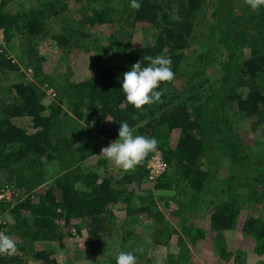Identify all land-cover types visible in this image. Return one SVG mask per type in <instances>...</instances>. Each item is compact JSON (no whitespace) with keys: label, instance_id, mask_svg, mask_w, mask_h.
<instances>
[{"label":"trees","instance_id":"1","mask_svg":"<svg viewBox=\"0 0 264 264\" xmlns=\"http://www.w3.org/2000/svg\"><path fill=\"white\" fill-rule=\"evenodd\" d=\"M9 1L2 0L0 6V24L8 42L20 34L22 46H31L32 51L39 40L50 36L63 52L73 46L94 50L97 68L90 77L74 80L67 87L72 114L64 109L63 96L45 106L42 94H37L31 84L20 79L9 84L13 93L0 98V169L28 171L30 163L41 158L59 159L66 164L79 162L78 159H85L106 142L118 139L120 124L127 122L134 135L154 137L158 148L163 150L167 170L159 176L154 188L175 191L170 199L176 202V207L170 211L180 220L177 239L182 251L187 243H196L206 235V228L190 222L203 204L212 208L208 223L214 242L222 250L226 248L219 244L225 231L235 228L244 202L264 201V147L258 151L259 158L252 160L255 153L246 148L247 142L236 126L238 120H244L251 129L264 128V7L253 12L244 0H138L141 8L137 11L130 7L131 0H75L76 8L71 7L69 0H28V5L27 0H20L19 6L13 8L7 7ZM210 7L214 18L207 22ZM77 12L81 13L80 18H76ZM105 22L111 30L107 40L100 43L103 36H96L91 27ZM138 25L152 32L153 39L151 34L152 40L132 46ZM212 48L221 51L218 64L210 52ZM32 54L23 52L22 59L25 56L30 59ZM157 55L171 58L175 78L157 89H167L162 103L136 110L125 104L121 90L123 73L138 61L142 67L147 66L144 56ZM14 59L6 49L0 51V80L6 70L20 69ZM193 62L196 76L184 79V71ZM31 63L38 74L40 64L36 60ZM213 66L211 74L215 78L210 85L217 83L218 87L209 90L205 85L211 79L207 68ZM50 81L64 95V85ZM200 88L203 90L190 93ZM19 119L26 123H19ZM91 122L95 124V133L91 127L85 131L79 126ZM82 133H87L88 138L98 136V140L91 143ZM173 134L177 135L175 141L171 139ZM254 141V145H264L262 139ZM215 143L227 160L213 153ZM219 161L229 166L231 174L227 178L216 176ZM235 165L244 173H237ZM74 167L66 178L55 181L61 187V201L56 202L48 190L49 205L44 196L43 200L33 202L37 209L32 210L30 197L13 207V213L20 219L19 227L30 225L31 219L24 211L28 208L34 215L32 222L39 229L37 233L47 229L52 232L54 219L59 215L57 206H61L67 222L74 216L86 217L91 241L87 257L91 258L101 250L102 215L113 205L122 203L133 220L143 213L153 217L162 212L150 186H145L144 162L117 180L110 174L98 180V172H83L79 164ZM79 180L91 190L80 191L76 185ZM3 207L0 203V210ZM242 233L256 240L257 251H264L263 218L247 217ZM23 238L22 234L16 240L18 254L11 258L0 256V264L21 261L20 252L27 249ZM32 256L38 264H61L49 249L32 251ZM239 259L243 257L237 258L236 264H244ZM112 262L116 264L115 258Z\"/></svg>","mask_w":264,"mask_h":264},{"label":"rangeland","instance_id":"2","mask_svg":"<svg viewBox=\"0 0 264 264\" xmlns=\"http://www.w3.org/2000/svg\"><path fill=\"white\" fill-rule=\"evenodd\" d=\"M35 1L38 0H34V2ZM69 1L71 2V7L76 8L77 2H75V0ZM1 2L2 0H0V6ZM19 2L20 0H11L7 3V7H17L19 6ZM29 3L30 2L27 0L26 4L28 5ZM75 16L76 18H80L81 13L77 12ZM207 16H209L207 22H210L214 18L211 7L207 11ZM53 24L55 26V22H53ZM56 26H58V23ZM91 30L96 36H103H100L99 41L103 43L108 38L111 26L105 22L91 27ZM151 34V38L153 39L152 32H147L144 26H136L133 35L134 41H132L131 45L137 46L141 44L145 40L150 39ZM20 36L19 34V36L17 35L12 38L7 45L9 54H12L13 58H15L14 60H18L20 69L6 70L4 79L0 80V98H7L9 94H12L13 91L10 90L9 84L20 79L25 81L26 84H31L37 94H42L41 101L45 106L52 100L60 101L59 95L63 96L61 101L64 102L61 103L64 109L67 110L69 114H72L69 107L70 103L67 101V93L69 94L67 87L70 82L88 78L95 73L97 64L95 63L96 55L94 50L85 51L79 46H73L71 48L69 47V50L67 49V51L63 52L56 41L48 36L43 40H39L38 46L31 51V46L28 47L25 44L24 47L22 46L23 40ZM202 36L206 39L204 34H202ZM200 49H202L201 46H199V50ZM205 49L206 46L204 45L203 50ZM23 52L26 55L31 53L34 55L32 54L33 56L30 59L28 56L22 59ZM188 52H190V50H188ZM210 52L213 54L214 59L216 58L215 61L216 64H218L221 51L217 48H212ZM40 56L43 57L39 58ZM32 60H36L40 64V72H38V74H36L35 67L31 63ZM193 66H195L194 62L184 71V79L196 76L193 75ZM213 67L207 68L210 74L215 70V67ZM21 74H24V76ZM216 75L219 77L220 73L216 71ZM214 78L215 76L211 74L210 81L205 84L206 87H209V90L218 87V85L216 86L217 83L210 85V83L214 81ZM50 80L64 85L62 91L64 95L60 94V89ZM197 90L202 91L203 88L196 89L195 91L190 90V93L192 94ZM18 122L25 124L26 120L19 119ZM79 126L82 127L83 130L91 127L93 130L92 132H94L95 129L94 122H91V125L81 123ZM236 126L247 142L245 144L246 148L253 149L252 153H255V155L251 156V159L257 160L259 158L258 151L263 150L264 145L261 143L259 145H254L256 143L254 140L259 138L264 141V128L259 127L258 130L251 129L250 124L244 122V120H238ZM80 135L85 137L87 133H82ZM89 136L90 138L87 136V139L91 143L98 140V136L93 138H91V135ZM176 136L177 135L173 134L171 139L175 141ZM116 140L117 139H112L106 142L104 146L98 148L85 159H78L79 162L76 161L71 164H66L59 159L46 161L41 160V158L30 163L32 166L30 167L31 172L29 173L27 172L30 170L10 171L0 169V193L1 189L5 188L6 185L12 190L11 196H7V199L0 197V203L4 204V207L0 210V231L5 232V234L11 236L15 241H18L23 234V240L27 248L24 253L20 252L21 261L10 262L8 264H38V261L32 256V251L40 249H49L61 264H113L112 259L116 258L120 251L132 252L137 258V264H236V259L241 256L243 259L239 260L243 261L244 264H264V251H257L255 246L256 240L250 235L242 233V226L247 217L253 215L264 219V201L244 202L235 228L227 229L224 234L225 237L223 242L219 244L220 246H226L223 250L217 247L213 239L214 234L209 229L208 219L212 208L207 206L208 204H203L199 211L191 216L190 222L194 225L206 228V235L204 238L199 237L196 243H187L186 250L182 251V246L177 239L178 231L181 228L180 220L175 219L170 211L173 207H176V202L170 199V196L174 195L175 191L155 189V183L148 180V170L147 177L145 178V186H150L149 188L154 193L155 199H157V208L162 209V212L153 217L147 213H143L137 217V220H133V217L128 216L126 213L122 203L113 205L109 211L104 212L102 215L104 218V232L103 238L101 239V250L96 252L97 254L91 256V258L87 257V253L91 251V241L86 230V217L74 216L67 222L65 215L61 212V206H57L59 215L54 219V230L52 232L47 229L46 232L44 231L41 234L39 232L37 233L39 229L35 227L32 222L34 215L31 214V210H28V208L24 211L28 219H31L30 225L25 227L18 226L20 219H18V214L13 213V207L28 197L31 198V204L34 206L35 203L33 202H38L40 199L43 200L44 196V201L48 202L46 205H49L50 200L46 193L48 190H51L50 194L54 197L56 202L61 201V187L56 185L55 181L59 177L66 178L68 171L76 164L81 166L80 169L83 172H98V180H101L109 174L113 179H119L124 173L115 168L114 165L110 164L102 156H99L102 148L108 147L110 143ZM214 146L213 153H218L219 157L225 158V156L218 151V144L215 143ZM221 158L218 159L220 160ZM225 159L227 160V158ZM147 160L148 157L144 161L146 169ZM218 164L221 165L216 170V176L219 178H227V176L231 174L228 164L220 161ZM234 168L237 173H244L237 165H235ZM76 185L79 186L80 191L91 190V187L82 180H79ZM259 186H261V184H259ZM129 188H131V186ZM138 192L139 191H135V194ZM164 196H166L168 200L162 198ZM183 198H185V196ZM136 200L139 202L137 197ZM164 201L168 202V208H165L167 204H164ZM141 204L142 203H140V205ZM153 208L156 209L155 207ZM34 209L37 208L34 206L32 210ZM38 214H40V212ZM21 220H24L23 217Z\"/></svg>","mask_w":264,"mask_h":264},{"label":"clouds","instance_id":"3","mask_svg":"<svg viewBox=\"0 0 264 264\" xmlns=\"http://www.w3.org/2000/svg\"><path fill=\"white\" fill-rule=\"evenodd\" d=\"M244 2L253 12L264 7V0H244ZM130 7L139 11L141 4L138 0H131ZM143 60L147 62V66L142 67V62L138 61L131 66V70L123 73L121 90L126 97L125 104L131 105L136 110H142L146 105L162 103L161 97L167 89H157L161 84L171 83L175 78L171 58L157 55L144 56ZM118 137L108 147L102 148L99 156L123 173L135 171L151 153L158 149V141L154 137L134 135L133 128L127 122L120 124ZM17 254L16 241L0 231V256L11 258ZM115 261L116 264H137L136 256L127 251H120Z\"/></svg>","mask_w":264,"mask_h":264},{"label":"built area","instance_id":"4","mask_svg":"<svg viewBox=\"0 0 264 264\" xmlns=\"http://www.w3.org/2000/svg\"><path fill=\"white\" fill-rule=\"evenodd\" d=\"M6 37L5 28L0 24V51H4L6 49L9 54V50L7 48L8 41ZM9 55L12 56V54ZM146 165L148 170V180L155 183L159 176H161L167 169V162L161 148H158L156 152L151 153L148 156ZM11 191V188L6 185L5 188L1 189L0 197L7 199V196H11Z\"/></svg>","mask_w":264,"mask_h":264}]
</instances>
